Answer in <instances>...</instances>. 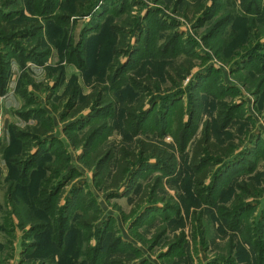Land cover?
<instances>
[{"label": "rangeland", "instance_id": "1", "mask_svg": "<svg viewBox=\"0 0 264 264\" xmlns=\"http://www.w3.org/2000/svg\"><path fill=\"white\" fill-rule=\"evenodd\" d=\"M23 4H0V264H264V0Z\"/></svg>", "mask_w": 264, "mask_h": 264}, {"label": "trees", "instance_id": "2", "mask_svg": "<svg viewBox=\"0 0 264 264\" xmlns=\"http://www.w3.org/2000/svg\"><path fill=\"white\" fill-rule=\"evenodd\" d=\"M0 4L6 5L5 6L6 8H9L11 6L15 7L17 11H22L24 7L23 0H0ZM7 12H10V10L8 9ZM3 13L0 10V17L3 16ZM1 24H2V21H0V25ZM32 27L33 29L37 30L35 23L32 24ZM91 99H92V95H90L87 98V100L81 105V108L79 109V111L88 107L91 103ZM195 99L197 100V102L192 101L194 108L192 109L193 111L190 112V115H189L190 119L191 117H193L194 114H196L197 118H199L201 115V112H200L202 109L201 99L199 97ZM97 100H99V98H97ZM103 102H104L103 100L99 101L100 104H103ZM78 112H75L74 114H77ZM81 144L82 143H78V142L76 143V145H78L79 147L81 146ZM222 151H223V147L212 140V131L209 125L207 124L203 128L201 132V136L199 137V139L197 140L193 148L194 165L196 166V168L199 169L201 162H202V158L208 157L206 156L207 152H210L213 154V153L222 152ZM141 153H152V155L156 157L166 158L170 162L171 165L175 164V157L173 154L167 152L166 150L161 149L157 144L150 142V141H144L143 148L141 149ZM136 156H137V151L135 150L130 151L124 147L121 149L120 157L117 160L116 169L112 176V180L114 181L113 184L115 186H119L126 179V176L128 175V172L131 167L130 159L131 158L136 159ZM102 157H103V161H101L102 163L99 164L98 171L102 169L104 173L105 171H107V168L109 167V161L111 160V157H112V151L109 150V152L107 151L103 153ZM206 171L196 178V182L199 184V186L204 184V180L208 175ZM113 262L115 263V261Z\"/></svg>", "mask_w": 264, "mask_h": 264}]
</instances>
